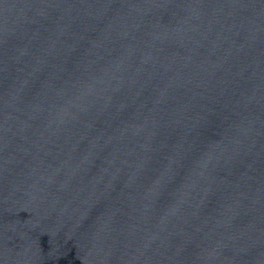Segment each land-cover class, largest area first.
Returning <instances> with one entry per match:
<instances>
[{
	"label": "water",
	"instance_id": "95a60500",
	"mask_svg": "<svg viewBox=\"0 0 264 264\" xmlns=\"http://www.w3.org/2000/svg\"><path fill=\"white\" fill-rule=\"evenodd\" d=\"M0 264H264V0H0Z\"/></svg>",
	"mask_w": 264,
	"mask_h": 264
}]
</instances>
